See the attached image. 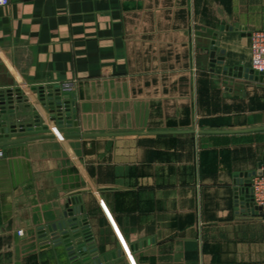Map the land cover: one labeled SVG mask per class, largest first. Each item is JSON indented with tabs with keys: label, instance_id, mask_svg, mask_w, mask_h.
Here are the masks:
<instances>
[{
	"label": "crops",
	"instance_id": "0c3cea01",
	"mask_svg": "<svg viewBox=\"0 0 264 264\" xmlns=\"http://www.w3.org/2000/svg\"><path fill=\"white\" fill-rule=\"evenodd\" d=\"M9 1L0 90L31 106L7 118L49 127L0 138V264H81L40 238L73 198L113 264H264V214L236 203L238 176L264 172V82L224 73L250 66L264 0ZM65 81L77 126L33 90Z\"/></svg>",
	"mask_w": 264,
	"mask_h": 264
},
{
	"label": "water",
	"instance_id": "95a60500",
	"mask_svg": "<svg viewBox=\"0 0 264 264\" xmlns=\"http://www.w3.org/2000/svg\"><path fill=\"white\" fill-rule=\"evenodd\" d=\"M250 36V33L248 34ZM210 65L214 68L217 64H225V50H221V55L217 54L218 46L216 45V37L214 38L210 47ZM224 73L234 75L236 77H245L251 80L263 81L264 72H258L250 67L236 66V67H224ZM37 93V89H33ZM46 96L45 90L40 89L39 101L43 107L47 108L51 119L56 118V114L63 116L64 112L69 117L71 111L69 105H66L59 94H54L52 88L48 89ZM26 104V107H30L29 98L22 89H8L0 90V138H9L11 133H15L18 130L34 131L48 128L47 125H43L39 113L35 112V125L33 123L18 125L8 118L16 117V104ZM64 104L66 111H64ZM68 104V103H67ZM8 117V118H7ZM77 124V123H75ZM27 140V139H23ZM14 141H6L0 143L5 145ZM262 166V165H261ZM262 169L252 173H246L238 176L236 181L238 187L236 188V203L239 209L256 214H263L259 207H255L252 201V190L250 188L251 180L253 176L263 175ZM76 198L71 199L67 205L64 219L56 223H52L47 227H41L40 238L43 244L50 246L53 244H65L72 256L74 263L81 264H113L112 260L121 255L120 252L101 254L97 248V245L92 237L88 219L83 215V207H77ZM72 205V206H71ZM83 215L79 218V215Z\"/></svg>",
	"mask_w": 264,
	"mask_h": 264
},
{
	"label": "built area",
	"instance_id": "2783aa9c",
	"mask_svg": "<svg viewBox=\"0 0 264 264\" xmlns=\"http://www.w3.org/2000/svg\"><path fill=\"white\" fill-rule=\"evenodd\" d=\"M9 2H10L9 0H0V6H6L9 4ZM249 39H250V53H251V68L258 72H264V30L252 31ZM24 86L26 87V85H22L21 87L23 88L22 89L23 91L25 88ZM49 88H52L54 94L56 95L59 94L63 102L66 105H69V109L72 115V108L74 102L71 100V94H73L74 82L65 81L56 85L36 88L38 91L36 93L38 98H39L40 89L45 90L47 96ZM25 93L28 96V93L27 92ZM65 104H64V111H66ZM52 121L56 122L60 126H63L65 123L71 122V116L68 117L65 112L62 117L56 114V118L54 120L52 119ZM3 155L4 152L0 150V157H2ZM250 188L252 190V201L254 206L259 207L262 213L264 214V174L261 176L259 175L253 176L251 180ZM20 233H22V231H20Z\"/></svg>",
	"mask_w": 264,
	"mask_h": 264
},
{
	"label": "rangeland",
	"instance_id": "374dc122",
	"mask_svg": "<svg viewBox=\"0 0 264 264\" xmlns=\"http://www.w3.org/2000/svg\"><path fill=\"white\" fill-rule=\"evenodd\" d=\"M256 31V30H255ZM251 34V33H250ZM248 38H250V36L248 37ZM244 67H246V66H244ZM248 67V66H247ZM250 68H251V58H250V66H249ZM252 69V68H251ZM74 82V90H73V94H71V100L74 102V105H73V108H72V115H71V122H68V123H65L63 126H66V125H68L69 127H71L72 125H75V126H77V124H75V123H77L78 122V119H77V112H76V110H77V107H76V103H75V100H74V92H75V90H76V88H77V83H76V81H73ZM45 109H47V108H45ZM48 110V109H47ZM49 112V111H48ZM34 116H35V113H34ZM51 118V117H50ZM54 122V121H53ZM34 125H35V121H33L32 122ZM43 123V122H42ZM43 125H47V124H45V123H43ZM59 125V124H58ZM48 126V125H47ZM49 127V126H48ZM59 127H61L60 125H59ZM51 134H53L55 137H60V138H64V136H65V134H66V132H63V131H61V130H59V128L57 127V125L55 124L54 126L52 125L51 126ZM77 207L78 206H80L79 205V202L77 203V205H76ZM81 207V206H80ZM83 213H84V211H83ZM84 215V214H83ZM83 215H79L78 217L79 218H82V216ZM85 217H86V215H85ZM87 218V217H86ZM88 219V218H87ZM93 237V236H92ZM117 253V252H116ZM102 254V253H101ZM108 254V253H107ZM118 256V255H117Z\"/></svg>",
	"mask_w": 264,
	"mask_h": 264
}]
</instances>
